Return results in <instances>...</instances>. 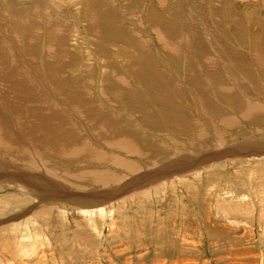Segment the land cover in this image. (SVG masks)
<instances>
[{
	"label": "rangeland",
	"instance_id": "rangeland-1",
	"mask_svg": "<svg viewBox=\"0 0 264 264\" xmlns=\"http://www.w3.org/2000/svg\"><path fill=\"white\" fill-rule=\"evenodd\" d=\"M259 155L264 0H0V264H264Z\"/></svg>",
	"mask_w": 264,
	"mask_h": 264
},
{
	"label": "bare ground",
	"instance_id": "bare-ground-1",
	"mask_svg": "<svg viewBox=\"0 0 264 264\" xmlns=\"http://www.w3.org/2000/svg\"><path fill=\"white\" fill-rule=\"evenodd\" d=\"M85 48V47H84ZM79 49L81 50V47H79ZM79 50V51H80ZM82 55H83V51H82ZM261 158L263 159L264 158V155H262V156H256V157H253V158H250L251 160H255V161H259V160H261ZM212 174V173H211ZM230 180V179H229ZM228 181V180H227ZM251 182H253V181H251ZM222 184V183H221ZM235 185V184H234ZM232 187V186H231ZM228 189V188H227ZM218 190V189H217ZM226 191H228V190H226ZM241 193H242V191H241ZM218 194V193H217ZM231 194V193H230ZM232 194H234L236 197H237V195H236V193H232ZM216 196V195H215ZM229 197V196H228ZM231 197V196H230ZM235 197V198H236ZM238 198V197H237ZM242 198V197H241ZM244 199H246V198H244ZM244 199H243V201H244ZM249 199V198H248ZM250 200V199H249ZM216 205V204H215ZM77 206V205H76ZM62 207H63V205H62ZM73 208H75V207H73ZM99 208V207H98ZM76 209V208H75ZM78 209V211L80 210L81 212H83V213H85V214H88V215H93V213H95V211H89V210H91V209H88V210H86V209H79V208H77ZM95 209V208H94ZM101 210V211H100ZM96 211H99L100 213H103V211H104V209L102 208V209H99V210H96ZM80 212V213H81Z\"/></svg>",
	"mask_w": 264,
	"mask_h": 264
}]
</instances>
